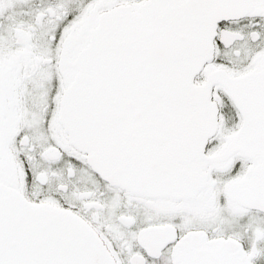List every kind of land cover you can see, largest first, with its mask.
Returning <instances> with one entry per match:
<instances>
[{
	"label": "snow or ice",
	"instance_id": "1",
	"mask_svg": "<svg viewBox=\"0 0 264 264\" xmlns=\"http://www.w3.org/2000/svg\"><path fill=\"white\" fill-rule=\"evenodd\" d=\"M0 264H264V0H0Z\"/></svg>",
	"mask_w": 264,
	"mask_h": 264
}]
</instances>
